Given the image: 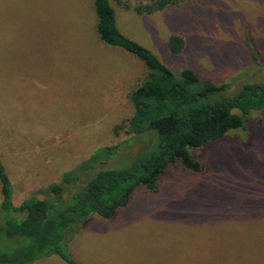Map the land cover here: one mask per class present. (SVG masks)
I'll use <instances>...</instances> for the list:
<instances>
[{
	"label": "rangeland",
	"instance_id": "obj_1",
	"mask_svg": "<svg viewBox=\"0 0 264 264\" xmlns=\"http://www.w3.org/2000/svg\"><path fill=\"white\" fill-rule=\"evenodd\" d=\"M154 1L109 0L119 32L176 76L191 68L214 84L231 83L226 96L244 83H264V0H177L152 14L136 12ZM96 24L93 0H0V161L15 206L50 197V188L81 166L88 164L83 180L126 168L154 142L152 133L128 128L129 96L148 69L105 45ZM172 35L185 40L179 55L167 51ZM251 119L250 137L232 131L198 154L200 173L166 169L162 195L151 199L139 189L113 221L92 219L74 242L76 262L246 264L264 258V110ZM116 145L114 158L89 162L98 149ZM64 187L67 197L72 190ZM198 216L203 224L194 225ZM16 245L0 230V251ZM34 264L65 263L52 257Z\"/></svg>",
	"mask_w": 264,
	"mask_h": 264
},
{
	"label": "trees",
	"instance_id": "obj_2",
	"mask_svg": "<svg viewBox=\"0 0 264 264\" xmlns=\"http://www.w3.org/2000/svg\"><path fill=\"white\" fill-rule=\"evenodd\" d=\"M177 2L156 0L138 6L136 12L152 14ZM93 6L100 40L128 52L148 69L147 78L129 96L133 114L128 128L135 135L152 133L154 142L126 168L100 170L83 180L80 174L88 164L81 166L66 173L63 184L52 186L50 197L31 198L17 206L12 202L11 186L0 161V230L17 243L11 250L0 251V264H34L52 257L65 264H78L74 242L92 219L113 221L129 207L133 193L139 189L151 199L159 197L164 191L162 179L171 167L200 173V152L221 142L232 131L250 137L252 114L264 110V83H244L226 96L231 83L214 84L191 68H183L176 76L152 51L119 32L109 0H93ZM166 47L171 56L179 55L185 40L172 35ZM120 147L98 149L89 162L110 160ZM190 149L198 150L192 155ZM66 184L72 190L67 197ZM167 197L171 198L170 193ZM198 224H203L201 216L194 221V225ZM252 261L246 264H264V258Z\"/></svg>",
	"mask_w": 264,
	"mask_h": 264
}]
</instances>
